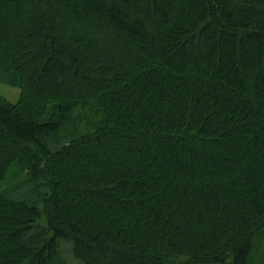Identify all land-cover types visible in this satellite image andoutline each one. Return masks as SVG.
I'll use <instances>...</instances> for the list:
<instances>
[{"label": "trees", "instance_id": "trees-1", "mask_svg": "<svg viewBox=\"0 0 264 264\" xmlns=\"http://www.w3.org/2000/svg\"><path fill=\"white\" fill-rule=\"evenodd\" d=\"M0 84V264H264V0H0Z\"/></svg>", "mask_w": 264, "mask_h": 264}, {"label": "rangeland", "instance_id": "rangeland-1", "mask_svg": "<svg viewBox=\"0 0 264 264\" xmlns=\"http://www.w3.org/2000/svg\"><path fill=\"white\" fill-rule=\"evenodd\" d=\"M20 96V91L17 88H12L3 84H0V97L4 98L5 100L12 102V103H16L19 99ZM18 193H22L23 189L19 188L17 190ZM1 221H5L6 218L2 217L0 218ZM42 221H40L41 223ZM43 223V222H42ZM73 260V259H72ZM73 264H80L78 262H74L72 261Z\"/></svg>", "mask_w": 264, "mask_h": 264}]
</instances>
